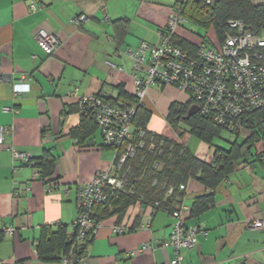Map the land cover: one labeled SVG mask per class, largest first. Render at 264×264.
<instances>
[{"label":"crops","instance_id":"0c3cea01","mask_svg":"<svg viewBox=\"0 0 264 264\" xmlns=\"http://www.w3.org/2000/svg\"><path fill=\"white\" fill-rule=\"evenodd\" d=\"M176 2L0 0V75L4 78L0 127L9 129L0 146V228L17 230L13 237L0 238V262L57 264L38 257L35 246L41 230L64 227L71 232L77 186L109 170L113 161V153L102 147L100 129L81 125L77 97L105 92L125 101L131 96L130 63L115 52L134 48L140 41L155 43ZM78 16L85 20L75 23ZM40 32L58 42L51 55L38 47ZM192 33L185 25L176 36L197 45L190 38ZM21 79L30 90L17 95L12 86ZM71 91L75 96L68 95ZM187 101L186 94L173 88L150 87L143 101L151 114L147 130L184 145L188 156L205 163H211L214 147L229 150L236 143L240 156L233 171L214 189L196 177L183 183L185 190L173 210L184 206L186 227L199 228L204 234L197 235L194 249L181 250L180 264H264V231L249 226L264 219V125L252 132L245 127L237 136L225 132L228 137L214 140L213 147L177 131L173 140L166 129L169 106ZM4 107L11 111L4 112ZM11 150L35 159L49 152L54 160L52 175L42 179L32 164L13 160ZM208 195L212 205L191 216L194 200ZM172 223L170 211L139 201L122 214L109 207L85 248L89 258L81 264H170L174 251L163 244ZM144 246L150 248L143 250Z\"/></svg>","mask_w":264,"mask_h":264},{"label":"built area","instance_id":"2783aa9c","mask_svg":"<svg viewBox=\"0 0 264 264\" xmlns=\"http://www.w3.org/2000/svg\"><path fill=\"white\" fill-rule=\"evenodd\" d=\"M218 0H177L172 8L166 25L157 31V41L148 43L140 41L134 48L117 50L115 56L128 61L131 66L130 76L133 81V102L114 100L105 92L77 97L81 114L89 115L100 129L103 143L114 147L113 161L109 170L101 172L90 182L80 184L76 189L77 214L68 232L70 250L57 264H81L89 254H77L76 246H82L93 239L99 227L94 206L103 204L107 192L133 194L134 186L128 185L130 168L125 167L136 151L143 148L145 130L134 128L133 121L137 108L143 104L147 90L157 84L174 87L186 92L193 99L201 116L209 118L216 125L237 134L243 129L242 120L253 111L264 107V31L260 34L250 32L241 21H230L232 30L221 43L209 47L202 42L198 44L195 54L189 55L175 44L177 30L189 23L183 16L188 3L200 4L206 11ZM31 10L35 9L32 4ZM85 20L84 16L74 19L75 23ZM54 36L45 32L37 35L38 47L51 55L57 46ZM4 78L0 75V82ZM24 79L12 86L13 92L23 95L30 90ZM75 96L74 91L68 93ZM4 112L11 108L4 107ZM9 129L0 127V146H4ZM149 145V150L153 149ZM181 154L185 146L181 145ZM15 161L29 163L32 156L11 150ZM157 165H155L156 167ZM184 191L183 183L177 187ZM168 188L165 197L173 193ZM158 206V203L155 204ZM186 208L179 205L170 212L173 219L171 231L163 246L172 248L174 259L170 264H180L181 250H192L197 244V235L204 234L199 228H187L183 216ZM254 230L264 231V219L254 220L249 224ZM16 228L1 227L0 238L13 237ZM117 231H120L117 229ZM144 246L143 250L149 249ZM0 264H3L0 262Z\"/></svg>","mask_w":264,"mask_h":264},{"label":"trees","instance_id":"16d2710c","mask_svg":"<svg viewBox=\"0 0 264 264\" xmlns=\"http://www.w3.org/2000/svg\"><path fill=\"white\" fill-rule=\"evenodd\" d=\"M183 16L188 19V24L203 30L204 33L201 36L199 35L201 42L213 47L215 44L221 43L225 36L232 32L228 24L230 21H241L245 28L254 34L263 32L264 0H218L207 11L201 8L200 4L188 3L184 7ZM209 28L214 33V41H210L211 44L207 41ZM175 44L189 55L195 54L198 49V44L179 40L176 35ZM154 86L177 90L163 84ZM183 93L188 96L186 104L173 102L169 106L166 118L169 126L175 128L179 122L185 123L191 136L196 137L210 147H213L212 142L218 139L223 131L235 136L239 134H233L216 125L209 118L201 116L198 111L189 119H183L187 115L188 109L194 105L190 95L186 92ZM133 99V95L124 98L127 102H133ZM81 115L83 117L81 125L88 126L91 124L90 127L97 126L91 116ZM150 117V112L143 107V104L137 108L134 116V128L140 127L145 130L146 134L143 139L145 144L143 148L137 150L134 157L125 164V167L130 168L128 185L134 186L133 194L128 195L119 192L111 195L110 192H107L106 201L93 207L98 221L106 216L109 207H112L115 213L122 214L128 206L137 201L142 205H151L155 209H164L171 212L182 197V191L177 189L178 185L184 183L189 177H196L209 188L214 189L233 171L240 156V147L236 143L229 150L214 147L211 163H205L188 156L186 149L181 154V145L163 140L160 136L148 131L147 124ZM242 124L243 128L246 127L251 132L252 130H260V127L264 125V107L245 116ZM252 139L253 134L249 141ZM150 144L154 146L152 150H149ZM102 147L114 153V147L105 145L103 140ZM30 164L35 170L39 171V176L42 179L49 178L52 175L54 160L49 152L44 151L38 159L31 158ZM155 165L157 166L155 167ZM171 187L174 189L173 193L166 198V191ZM156 203H158V206L155 205ZM212 203L213 198L211 195L198 197L191 206V216L205 212ZM91 240L82 246H76L74 248L75 252L83 254ZM71 244L72 242L68 239V232L64 227H57L54 230L43 228L35 248L41 260L52 259L58 263L59 259L70 250Z\"/></svg>","mask_w":264,"mask_h":264},{"label":"rangeland","instance_id":"374dc122","mask_svg":"<svg viewBox=\"0 0 264 264\" xmlns=\"http://www.w3.org/2000/svg\"><path fill=\"white\" fill-rule=\"evenodd\" d=\"M187 27H189L192 31H193V33L191 34V36H190V38L195 42V43H198V44H200L201 43V38H200V36L204 33L203 32V30H199V29H197V28H195L192 24H187ZM196 32H198V33H196ZM208 35H207V41H208V43L209 44H211V42L210 41H214V33H213V31H212V29L211 28H209L208 29ZM200 35V36H199ZM217 42V41H216ZM168 131H169V133L172 135V139L173 140H176V134H175V132L177 131L179 134H182L183 136H185V135H189V128H188V126L185 124V123H183V122H179L176 126H175V128H172L171 126H167V128H166ZM175 137V138H174ZM228 137V134L227 133H225L224 131L221 133V135H220V139H217V140H223V139H226ZM216 141V140H215Z\"/></svg>","mask_w":264,"mask_h":264},{"label":"water","instance_id":"95a60500","mask_svg":"<svg viewBox=\"0 0 264 264\" xmlns=\"http://www.w3.org/2000/svg\"><path fill=\"white\" fill-rule=\"evenodd\" d=\"M197 112V107L195 105H192L188 111L187 115L183 118L185 120L189 119V117L193 116Z\"/></svg>","mask_w":264,"mask_h":264}]
</instances>
